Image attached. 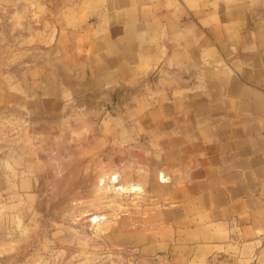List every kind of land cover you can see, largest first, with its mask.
Listing matches in <instances>:
<instances>
[{"label": "crops", "instance_id": "obj_1", "mask_svg": "<svg viewBox=\"0 0 264 264\" xmlns=\"http://www.w3.org/2000/svg\"><path fill=\"white\" fill-rule=\"evenodd\" d=\"M256 2L263 25L250 37L259 49L237 54L232 23ZM210 4L211 12L207 0L197 4L202 10L178 0H47L46 24L69 28L58 32L61 54L44 62L40 83L0 84V264L13 259L1 253L18 194L34 196L54 154L71 146L76 156L75 139L62 131L102 110L117 87L110 82L134 83L162 58L164 77L154 83L160 87L131 89L129 104L114 106L115 120L104 118L120 125L122 136L129 122L134 145L117 149V172L107 174L141 188L128 193L145 190L133 202L139 207L122 217L134 226L126 234L171 264H264V0ZM173 67L198 85L174 77ZM65 90L76 100L60 101Z\"/></svg>", "mask_w": 264, "mask_h": 264}, {"label": "rangeland", "instance_id": "obj_2", "mask_svg": "<svg viewBox=\"0 0 264 264\" xmlns=\"http://www.w3.org/2000/svg\"><path fill=\"white\" fill-rule=\"evenodd\" d=\"M209 1L214 0H207L208 6L203 9L211 12L214 5ZM46 2L47 0H0V84L40 83L41 67L44 62L53 60L61 54L57 42L58 32H67L69 28H56L46 24L44 20L45 15H48ZM199 2L200 0L188 2L178 0V3H183L190 9L199 7L202 10L200 5L197 6ZM253 6L243 14L242 19L235 24L232 23L235 25L232 27V33L236 29L240 37L238 42L232 44V50L237 54L259 49L251 39L250 31L262 28L263 8L260 2ZM14 21H24L27 25H11ZM212 23L210 20L204 27H209ZM104 28L107 29V26ZM143 37L148 39V33L144 32ZM162 37L161 34L159 39ZM156 39L159 40L158 37ZM153 43L155 41L151 42ZM164 66L162 58L151 64L146 69V74L137 75L138 80L134 83L110 82L109 86L117 87L108 94L107 100L102 101L105 104L98 107L102 110L91 118H81L74 128L62 131L66 135V140L75 139L76 156H70L75 152L70 146L69 149L64 147L66 152L61 150L65 154L63 152L61 156L58 154L64 160H68L67 162L59 156L51 157L54 161L51 165L60 174L57 173L58 179L60 178L59 181L57 179L60 183L58 186L55 185L57 182L48 172L47 166L40 180L41 185L36 188L33 197L26 200L23 194H18L21 196L11 209L14 218L10 221L9 228L12 234L7 236L8 242L1 253L2 256L6 255L13 259L4 264H171L164 252L145 253L143 245H140L138 240L135 243L133 235L126 234L131 232L134 226L124 223L122 217L132 213L134 207H139L138 202L137 204L133 202L137 201L138 195L145 194V190L141 193H128L126 189L114 190L113 187L118 183L110 182L107 173L117 172L115 166V161H118L117 149L132 148L134 145L129 122H123L127 133L123 136L120 125L114 127L112 121L104 122V118L108 116L115 120L117 115L113 111L115 105L129 104L133 96L131 89L160 87L154 83L157 77H164L161 71ZM170 69L174 77L178 76L179 79L182 76L186 85L192 87L198 85L197 77L191 76L190 73L186 74L187 72L181 75L178 68ZM174 85H182L181 80H174ZM64 92L66 95L61 96L60 101L65 98L76 100L70 90ZM3 93L4 91L0 90V98ZM73 118L74 116H71L69 122ZM90 120H93V127L84 124ZM1 121L4 122V118L0 119ZM102 124L108 126L104 133L101 131ZM127 135H130V139L125 138ZM88 139H91L90 144L87 142ZM103 148L109 153V165L105 164L102 157ZM99 178L104 180L101 186L98 185ZM52 182L55 184L52 185ZM102 186H105V189L101 188ZM141 206L145 207V204ZM93 214L104 215V218L93 222L90 220ZM118 225L124 234L117 235ZM12 239L15 241L12 242ZM209 264L219 262L210 260Z\"/></svg>", "mask_w": 264, "mask_h": 264}, {"label": "bare ground", "instance_id": "obj_3", "mask_svg": "<svg viewBox=\"0 0 264 264\" xmlns=\"http://www.w3.org/2000/svg\"><path fill=\"white\" fill-rule=\"evenodd\" d=\"M109 181L110 182H112V183H114V182H117V177H116V175H114V174H110L109 175ZM103 179L102 178H99V180H98V182H100V183H98V185L99 186H101L102 184H103ZM107 183V182H106ZM108 184H109V182H108ZM105 185V184H104ZM107 186V185H106ZM127 188H125L124 186H120V185H116V186H114L113 188H114V190L115 191H119V190H123V189H129V190H131V191H136V190H140L141 188L138 186V185H134V184H130V185H128V186H126ZM101 188H104L105 189V186H102ZM107 188V187H106ZM115 204V203H114ZM117 205H118V203H117ZM100 218H104V215H101V214H93L91 217H90V220L91 221H93V222H96V221H98Z\"/></svg>", "mask_w": 264, "mask_h": 264}, {"label": "water", "instance_id": "obj_4", "mask_svg": "<svg viewBox=\"0 0 264 264\" xmlns=\"http://www.w3.org/2000/svg\"><path fill=\"white\" fill-rule=\"evenodd\" d=\"M54 156H59V155H58V154H54L53 157H54ZM59 157H60V156H59ZM60 158L63 159L62 157H60ZM63 160H64V159H63ZM64 161L67 162L68 160H64ZM53 162H54V161H53V158H52V159L50 160V163L48 164V172L52 174V175H51V174H50V175L52 176V178L54 177L55 181L57 182V179H58V177H59L60 174H59V172H57L58 170H56V168H54V167L51 165V163H53ZM57 173H58L59 175H58ZM59 180H60V178L58 179V181H59ZM51 181H53V179H52ZM53 184H55V183L52 182V185H53ZM59 184H60V183L57 182V184H55V185L58 186Z\"/></svg>", "mask_w": 264, "mask_h": 264}]
</instances>
